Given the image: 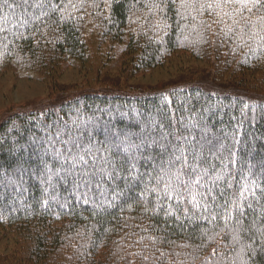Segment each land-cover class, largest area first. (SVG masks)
I'll return each instance as SVG.
<instances>
[{
    "label": "trees",
    "instance_id": "obj_1",
    "mask_svg": "<svg viewBox=\"0 0 264 264\" xmlns=\"http://www.w3.org/2000/svg\"><path fill=\"white\" fill-rule=\"evenodd\" d=\"M203 2L192 7L193 0H29L27 12L17 10L12 23L0 21V70L7 63L32 69L65 57L82 60L85 37L95 33L102 43L120 45L134 76L162 67L182 50L213 64L216 76L230 77L224 86L185 82L167 90L81 92L8 116L0 124V229H12L24 246L13 253L12 264H264L258 205L245 220L249 225L255 217L257 223L234 239V222L223 217L184 220L181 228L166 206L156 207L157 194L144 191L143 183L125 187L121 179L116 183L123 196L85 203L72 194L71 176L55 175L62 165L69 167L72 155L90 164L95 157L97 167L107 166L105 158L119 166L136 156L138 171L145 173L151 165L142 157L166 158L177 136L199 150L206 134L216 155L227 156L224 148L234 153V188L244 183L240 174L264 188V46L258 38L246 35L241 42L225 35L231 19H221L219 9L198 10ZM39 4L44 7L32 6ZM260 14L251 17L256 31ZM243 104L250 106L244 109L247 119L241 117ZM47 125L62 130L57 140L70 142L50 144ZM209 146L204 155L220 171L223 165Z\"/></svg>",
    "mask_w": 264,
    "mask_h": 264
},
{
    "label": "snow or ice",
    "instance_id": "obj_2",
    "mask_svg": "<svg viewBox=\"0 0 264 264\" xmlns=\"http://www.w3.org/2000/svg\"><path fill=\"white\" fill-rule=\"evenodd\" d=\"M197 0H193L192 7H196ZM33 7L43 8V4L32 5ZM183 6V5H182ZM29 0H0V21L5 24L12 23L15 19L16 11L23 10L27 12ZM219 9L218 15L221 19L228 17L232 24L227 28L225 35L232 33L237 41L244 42V37L247 35L249 39L258 38L262 46H264V14L257 15L256 20L260 24V30L256 31V22L251 20V17L257 13H264V0H205L199 4L198 10ZM230 9V11H224ZM248 15L245 16L244 13ZM39 19V17H37ZM20 23H27V20H21ZM246 29L248 31L246 32ZM0 27V31H4ZM248 104H243L241 109V117L247 119L244 109H249ZM253 112L255 111L253 107ZM255 119V116L252 117ZM243 120L238 124L241 126ZM198 126L197 124L191 125ZM48 139L50 144L69 143L70 141L57 140L63 135L60 128L55 125H47ZM54 129V130H53ZM206 133V130H205ZM177 144L171 146L167 157L161 156L158 160L156 157H142L145 164L151 165L150 171L141 173L138 171L139 159L136 156H130L126 165L117 164L105 158L104 167H97L95 157L90 164L83 155H72L69 167L64 168L63 165L55 175L60 176V172L64 173L60 176L62 180H67L72 177V194L79 193L85 203L90 200L97 199L101 202L115 200L124 195V188H121L119 181L125 182V187L130 182H135L137 186L144 184V191H149L157 194L156 207L162 211L167 208L166 214L174 219L180 227H183V221L192 219L216 220L223 217L225 221H233V231L237 234L234 239L242 232L251 231L252 226L257 223L254 217L251 224L246 225L248 213H254L258 205L260 208V217L264 218V188L255 180L249 181L246 177L240 174L244 180L243 184L234 188V181H237L236 174L232 171L230 165L236 163L233 160L231 149L224 148L228 155L223 153L216 155L214 152L215 145L207 140L206 134L201 137V141L197 142L198 148L193 141L185 136H177ZM183 141V145L179 143ZM206 145L208 152L213 155L214 159H219L223 167L217 171L215 164H209L204 155ZM191 146V147H189ZM139 148V145H136ZM71 151V150H69ZM109 151V149H105ZM57 156L61 153L57 151ZM68 161L69 158L65 157ZM207 165V166H205ZM147 181L145 182V178ZM51 174L48 177L51 181ZM108 185V186H106ZM150 185H152L150 187ZM50 187H54L50 183ZM259 190V194L257 192ZM174 202V203H173ZM255 202V204H254ZM260 232L259 247L264 250V229H258ZM249 248L252 246L249 245ZM255 251V249H252ZM213 255L215 250H213Z\"/></svg>",
    "mask_w": 264,
    "mask_h": 264
},
{
    "label": "rangeland",
    "instance_id": "obj_3",
    "mask_svg": "<svg viewBox=\"0 0 264 264\" xmlns=\"http://www.w3.org/2000/svg\"><path fill=\"white\" fill-rule=\"evenodd\" d=\"M85 40L87 51L82 60L65 57L53 65L47 63L32 69L5 64L0 70V124L14 113L38 111L81 92L119 94L167 90L185 82L224 86L230 81L229 76H216L213 64L182 50L168 57L162 67L134 76L124 63L120 45L102 43L95 33ZM14 233L12 229H0V264H12L13 253L24 248Z\"/></svg>",
    "mask_w": 264,
    "mask_h": 264
}]
</instances>
